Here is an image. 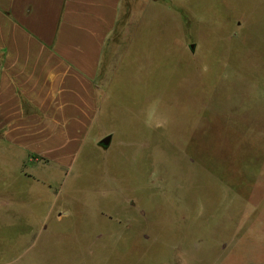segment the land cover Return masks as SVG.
<instances>
[{"label":"rangeland","instance_id":"374dc122","mask_svg":"<svg viewBox=\"0 0 264 264\" xmlns=\"http://www.w3.org/2000/svg\"><path fill=\"white\" fill-rule=\"evenodd\" d=\"M121 22L70 165L0 174V264H264V0Z\"/></svg>","mask_w":264,"mask_h":264},{"label":"crops","instance_id":"0c3cea01","mask_svg":"<svg viewBox=\"0 0 264 264\" xmlns=\"http://www.w3.org/2000/svg\"><path fill=\"white\" fill-rule=\"evenodd\" d=\"M132 3L0 0V174L50 188L41 174L70 165L97 118L104 63L125 56L111 47Z\"/></svg>","mask_w":264,"mask_h":264},{"label":"water","instance_id":"95a60500","mask_svg":"<svg viewBox=\"0 0 264 264\" xmlns=\"http://www.w3.org/2000/svg\"><path fill=\"white\" fill-rule=\"evenodd\" d=\"M193 46H191L192 48ZM110 138L111 136L110 135H106L104 136L101 140H100V144L103 145V146H107L109 143H110Z\"/></svg>","mask_w":264,"mask_h":264}]
</instances>
